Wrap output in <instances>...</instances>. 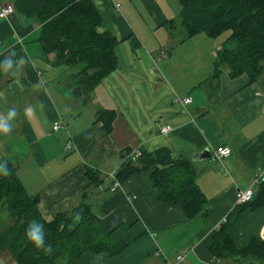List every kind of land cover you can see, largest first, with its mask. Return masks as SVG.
<instances>
[{"label": "crops", "instance_id": "crops-1", "mask_svg": "<svg viewBox=\"0 0 264 264\" xmlns=\"http://www.w3.org/2000/svg\"><path fill=\"white\" fill-rule=\"evenodd\" d=\"M91 1L102 18L99 32L119 42L118 66L86 102L73 95L79 68L58 63L55 53L43 50L38 16L46 0H0L15 8L0 17V56L13 50V60L21 62L14 75L0 71V114L10 107L17 110L10 133L0 135V161L17 165L46 221L59 211L89 204L106 230L125 226L129 245L121 254L100 259L87 253L76 264H239L216 257L211 246L224 219L238 248L254 237L264 239V205L239 207L236 201L238 189L264 175V89L247 74L232 77L218 63L227 36L198 33L183 39L181 27H170V21L180 20L179 0ZM174 95L192 102L175 103ZM101 109L116 112L109 134L97 119ZM59 119L67 125L54 131L52 124ZM165 125L172 131L163 135ZM69 140L72 148L66 151ZM218 146L232 153L213 162L205 151ZM161 147L195 170L208 200L206 215L192 218L181 205L160 200L154 168L120 180L112 192L111 174L118 172L127 149ZM90 168L98 178L88 176ZM253 187L256 196L259 186ZM185 249L192 251L177 261ZM11 262L16 264L12 256L0 258V264Z\"/></svg>", "mask_w": 264, "mask_h": 264}, {"label": "trees", "instance_id": "trees-1", "mask_svg": "<svg viewBox=\"0 0 264 264\" xmlns=\"http://www.w3.org/2000/svg\"><path fill=\"white\" fill-rule=\"evenodd\" d=\"M179 1L180 20L170 21V27H181L183 39L198 33L212 38L227 33L218 63L225 65L232 77L247 74L252 83L259 82L264 89V0ZM38 18L44 52L55 53L58 63L79 68L73 95L87 102L95 87L118 66V40L109 32H99L102 18L91 0H46ZM6 56L7 52L0 61ZM115 118V110L97 112L107 134L112 131ZM130 153L131 149L123 153L125 159L117 172L119 180L154 168L152 177L160 200L181 205L192 218L207 214L208 200L198 187L189 162L176 157L167 147L141 151L135 159L129 157ZM0 164L6 165L9 172L6 177L0 176V206L13 219L12 225L0 233V253L8 251L17 264H76L84 254L105 259L121 254L129 245L124 239L125 226L106 230L89 204L59 211L52 221H46L38 207L39 198L28 192L17 165L7 159ZM87 174L92 180L98 178L91 168ZM248 205H264V183L252 202L239 207ZM32 220L43 224L45 245H51L50 252L25 238V229ZM213 240L211 251L218 258L233 259L239 264H264V239L254 237L246 247L238 248L229 233V219L215 231Z\"/></svg>", "mask_w": 264, "mask_h": 264}, {"label": "built area", "instance_id": "built-area-1", "mask_svg": "<svg viewBox=\"0 0 264 264\" xmlns=\"http://www.w3.org/2000/svg\"><path fill=\"white\" fill-rule=\"evenodd\" d=\"M119 4H116L115 7L116 9L119 8ZM15 10L14 6L11 4H3L0 3V17H7L9 14L13 13ZM174 102L179 103L183 106H187L191 104L192 98L189 96L185 97H180V96H175L174 97ZM67 125V122L64 120L61 121H54L52 128L54 131H58L61 128H65ZM172 131V127L170 125H165L160 129V133L163 135H166ZM72 148V141L69 140L67 144L65 145V150L70 151ZM141 150L140 149H135L133 150L129 157L132 159H135L138 155H140ZM232 153V150L228 146H218L215 149H213L211 153V161L217 162L221 161L223 158L228 157ZM111 176L114 179L113 186L111 187L112 192L116 191L120 187V180L117 177V173H112ZM262 183H264V175H258L253 182V186H260ZM250 186L246 189H238L236 192V201L237 205H244L248 204L253 201L254 196H255V190L254 187ZM227 219H224L223 222H226ZM222 222V224H223ZM192 249H185L182 253L178 254L176 257L177 261H183L185 260V257L190 253Z\"/></svg>", "mask_w": 264, "mask_h": 264}, {"label": "clouds", "instance_id": "clouds-1", "mask_svg": "<svg viewBox=\"0 0 264 264\" xmlns=\"http://www.w3.org/2000/svg\"><path fill=\"white\" fill-rule=\"evenodd\" d=\"M16 53L13 50L9 51L8 56L4 58L3 61H0V71L15 74L21 67L20 61H14L13 57ZM15 64V67H14ZM19 83V82H17ZM28 111V110H26ZM17 117V110L14 107L8 108L6 113L0 114V135H6L10 133L11 122ZM9 175L7 166L0 164V176L6 177ZM43 224L39 221L32 220L27 225L24 235L27 241L32 243L35 247L40 248L44 247L46 252L52 250L51 245H45Z\"/></svg>", "mask_w": 264, "mask_h": 264}, {"label": "rangeland", "instance_id": "rangeland-1", "mask_svg": "<svg viewBox=\"0 0 264 264\" xmlns=\"http://www.w3.org/2000/svg\"><path fill=\"white\" fill-rule=\"evenodd\" d=\"M223 37L224 36H227V33L226 34H223L222 35ZM63 70L65 71V67H63ZM68 73H65L64 76H63V79H66ZM175 97V95L173 96V98ZM61 120H64V119H59L58 121H61ZM66 121V120H64ZM67 122V121H66ZM53 125V124H52ZM12 219L9 217L8 213H7V210L4 208V210H0V232H2L4 229H6L11 223H12ZM11 254H9L8 251L5 252V254H1L0 258L1 259H4L6 257H11L10 256ZM12 264V262L10 263ZM15 264V263H14ZM17 264V263H16ZM254 264H261L260 262H254Z\"/></svg>", "mask_w": 264, "mask_h": 264}, {"label": "water", "instance_id": "water-1", "mask_svg": "<svg viewBox=\"0 0 264 264\" xmlns=\"http://www.w3.org/2000/svg\"><path fill=\"white\" fill-rule=\"evenodd\" d=\"M205 154H207V157H208V156H210L211 153H210L209 150H206V151H205ZM123 156H124V155H123Z\"/></svg>", "mask_w": 264, "mask_h": 264}]
</instances>
